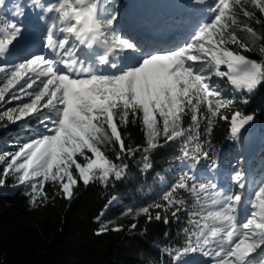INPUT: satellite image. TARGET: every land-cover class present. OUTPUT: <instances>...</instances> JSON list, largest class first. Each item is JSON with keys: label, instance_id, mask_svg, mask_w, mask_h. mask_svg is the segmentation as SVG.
Returning <instances> with one entry per match:
<instances>
[{"label": "snow or ice", "instance_id": "obj_1", "mask_svg": "<svg viewBox=\"0 0 264 264\" xmlns=\"http://www.w3.org/2000/svg\"><path fill=\"white\" fill-rule=\"evenodd\" d=\"M4 4L0 0V8ZM245 5L264 16V0H214L208 19L185 43L141 52L134 41L113 31L116 16L102 13L100 0L43 4L37 0V6L51 14L43 45L48 54H33L16 63L5 57L18 37L23 39L22 26L0 19V106L19 102L0 111V122H23L27 127L26 122L34 120L44 129L37 130L18 150L0 154L4 165L0 186L9 175L20 185L28 184L32 191L29 203L34 207L48 201V182L58 184L64 197L71 199L78 181L87 186L94 180L107 182L110 176L119 179L128 165L115 161L137 151L149 152L159 146L161 137L165 142L180 139L182 170L162 193L161 202L142 207L135 215L168 223L169 212L176 218L180 206L187 203L183 193H188L215 210L200 217L184 247L169 253L176 264L196 251L209 257L210 264H264V177L252 182L248 193L249 180L240 170L231 174V183L224 189L198 169L202 161L208 162L209 174L217 168L201 140L202 122L203 132L210 135L217 117L229 121L231 136L238 138L254 119L253 114L233 108L234 101L224 96L229 86L233 91L252 93L264 84V59L244 54L264 41V33L246 22L256 12ZM241 13L246 21L240 20ZM261 22L255 19L256 24ZM237 28L249 34L250 43L237 35ZM80 46L86 51L81 52ZM97 48L103 49L98 58ZM126 50L140 55H121ZM258 51L264 56V43ZM224 109L231 115L223 114ZM188 116L190 123L185 127ZM138 121L147 146H126L121 128ZM106 145L112 146L115 160L106 154ZM143 159L145 169L150 168L148 156ZM152 209H158L154 216ZM131 213L129 209L126 214ZM107 230L102 226L98 234Z\"/></svg>", "mask_w": 264, "mask_h": 264}, {"label": "trees", "instance_id": "obj_2", "mask_svg": "<svg viewBox=\"0 0 264 264\" xmlns=\"http://www.w3.org/2000/svg\"><path fill=\"white\" fill-rule=\"evenodd\" d=\"M185 1L187 9L195 7L196 0ZM106 2L113 3L114 10L119 12L127 10L129 0ZM245 6L255 11L256 17L246 21L241 13L240 20L264 33V16L251 5ZM155 15L156 19L147 17L145 24L166 29L178 23L175 15L165 11H157ZM206 15L209 17L210 13L207 12ZM255 19L262 22L256 24ZM237 35L243 41L251 42L249 34L239 28ZM261 43L264 41H258L252 51L244 54L252 59H264L258 51ZM224 96L234 101L233 108L245 114H253L262 122L260 148L255 158L249 162L254 177L259 181L264 177V84L252 93L229 92L227 88ZM244 99L248 103H243ZM222 113L231 115L228 109L222 110ZM34 123L32 120L31 124ZM189 123L190 116L185 117L184 126L187 127ZM203 126L202 122L201 140L205 141L204 148L217 164L227 167V155L235 139L230 134L229 121L217 117L210 135L203 132ZM121 131L126 146H147L139 121L129 123ZM158 143V147L147 153L137 151L132 156H124L122 161H115L128 165L119 179L110 176L107 182L94 180L87 186L78 181L71 199L64 197L58 184L46 183L45 191L49 199L35 207L29 203L31 187L28 184H18L14 176L9 175L5 184L0 186V264H176L169 253L184 247L189 233L197 230L196 222L207 211L214 209L203 200L197 201L194 196L183 193L187 203L180 206L182 210L177 213L176 218L169 212L168 223H164L163 219L148 221L144 215H135L140 208L161 202L162 193L175 181L184 166V162L178 159L183 146L182 140L165 142L161 137ZM115 148L119 150L118 145ZM104 150L109 158L115 160L112 146L106 145ZM144 155L148 156L150 168L144 167ZM207 163L202 161L198 169L207 170ZM211 173L218 176L215 170ZM73 174L76 175L74 168ZM0 178H3L1 168ZM113 198H118L119 201L110 205ZM129 209L132 213L126 214ZM156 211L158 209L151 210L153 216ZM191 213L198 215H190ZM132 224H136V227L132 228ZM118 225L122 226L120 230H114ZM102 226H106L108 230L98 234ZM191 238L195 239L194 236ZM187 255L188 253L182 259Z\"/></svg>", "mask_w": 264, "mask_h": 264}, {"label": "rangeland", "instance_id": "obj_3", "mask_svg": "<svg viewBox=\"0 0 264 264\" xmlns=\"http://www.w3.org/2000/svg\"><path fill=\"white\" fill-rule=\"evenodd\" d=\"M16 2H18V4H21L23 9H25L26 12H30V13H31V7L33 5H37V0H16ZM46 2H53V0H39V3H42V4L46 3ZM213 4H214V0H204V3H199L198 0H196V1H194L195 10L193 9L194 10L193 12L200 13L199 16H197V17L205 16L206 13L208 12L209 6H211ZM100 5H101L102 13L109 15V16L110 15L116 16V20L114 21L113 26H112L113 29H115L117 27V24L120 22L119 20L124 19L123 21L127 22V18L129 17V14H130L129 12H132V8L130 5L128 6V10L126 12L125 11L116 12L114 10L115 8L113 7V3H110V2L108 3V2H106V0H100ZM168 5H170V4H168ZM158 6H159V4H158ZM158 6L156 4H154V6H153L155 8L154 11H153L154 8L152 9V7H150L151 13L148 15V18L156 19L155 14L157 13V11L161 10V8H158ZM164 9H165V7H164ZM166 11L170 12V8H168ZM172 12L174 14V8H173ZM50 16H51V14H50ZM122 17H124V18H122ZM3 20L13 21L8 16H4ZM200 21H201L200 19L197 22L195 20V23L197 25L196 28L200 24ZM141 24H142V22H141ZM145 28L160 30L159 26L158 27L157 26L151 27V26L145 25ZM122 29H123V26L121 25L120 27H117V29H115L114 32L120 36ZM14 44H15V46L22 47V44L18 45L17 42H14ZM30 45H31V43H30ZM142 52H146V51H142ZM40 53H42V52H40V51L36 52V54H40ZM18 58L19 57H13V58L9 59L8 61L11 63H16V62H21L23 60V59H18ZM5 59H6V57H5ZM228 90H229V92H235L231 89L230 86L228 87ZM25 100H27V98H25ZM17 103H19V102L13 101L11 105L6 104L3 106H0V111H3L7 107H14ZM254 119H255V117H254ZM26 123L28 125L27 127H25V124L23 122H16L14 124L8 122L7 120L0 122V154H3L4 152H12V151L18 150V146L23 144L24 142H27L35 134V132L37 130L41 131V132L44 131V129L42 127L37 126L36 123L31 124L32 120H29ZM262 126L263 125H262L261 121H260V124H258V126L256 128H254V125L245 126L241 130V132L246 131L247 134L250 133V134H248L250 136H247L246 140H244V142H242V143L238 142L237 138L234 139L233 146L231 147V150L229 151V153L227 155L226 166L228 167L229 176H228V181H227L228 185L224 189H227L229 187V185L231 183L230 182V176L235 170H240V171L245 173L246 155L249 152L250 148H252L250 145L251 144V142H250L251 137L254 136V140H256V141L261 140L262 139V135H261ZM10 137H13V139H9ZM239 137H240V135H239ZM22 138H25V139L23 141H20L19 139H22ZM3 166L4 165L0 164V168L2 170H3ZM202 172H204L205 175H207L209 179L214 178L215 182H217L219 185L223 181L222 178L214 177L213 175H211V173L209 174L208 171H202ZM256 182H258V181H256ZM251 190L252 189H250L248 191V193H250ZM249 198H250V196H249ZM118 201H119L118 198H116L115 201H113L111 204H115ZM184 263H186V264H210V258L207 256H204L201 251H197L196 253L191 252L185 261L184 260L181 261V264H184Z\"/></svg>", "mask_w": 264, "mask_h": 264}, {"label": "bare ground", "instance_id": "obj_4", "mask_svg": "<svg viewBox=\"0 0 264 264\" xmlns=\"http://www.w3.org/2000/svg\"><path fill=\"white\" fill-rule=\"evenodd\" d=\"M136 0H133V3H132V7L133 8H135L136 7ZM39 34H37V35H33L32 37L33 38H37V37H39L38 36ZM37 40V42H39V40L38 39H36ZM29 41H31V39H29ZM19 45V44H18ZM23 47V49L20 47V46H15V48L13 47L12 49H11V53H13L14 55H16V56H18L19 58L18 59H25V58H28L30 55H33V54H36V52H39V44H37L33 49H31V48H29V49H24V45L22 46ZM29 50V51H28ZM124 54V56H133V54H131L130 53V50H126V52L125 53H123ZM258 122L259 124H260V121L258 120V118H256L255 117V122ZM248 134H250V133H248ZM247 133H246V131H242L241 133H240V137H238L237 138V141L238 142H240V143H242V142H244V140H246V137L247 136H250V135H248ZM250 142H251V147H253L254 146V144L257 142L256 140H254V136L253 137H251V140H250ZM252 148H250V150H251ZM236 156V155H235ZM234 158V157H233ZM247 198H249V196L247 197ZM116 199V198H115ZM113 201H115V200H112V202ZM111 202V203H112ZM243 213V212H242Z\"/></svg>", "mask_w": 264, "mask_h": 264}, {"label": "water", "instance_id": "obj_5", "mask_svg": "<svg viewBox=\"0 0 264 264\" xmlns=\"http://www.w3.org/2000/svg\"><path fill=\"white\" fill-rule=\"evenodd\" d=\"M259 123L255 122V119H253V121H251L248 125L246 126H251L254 125V128H256L258 126ZM115 200V199H112ZM112 200L109 202V204L111 205Z\"/></svg>", "mask_w": 264, "mask_h": 264}]
</instances>
